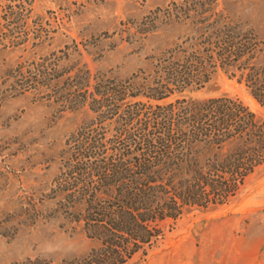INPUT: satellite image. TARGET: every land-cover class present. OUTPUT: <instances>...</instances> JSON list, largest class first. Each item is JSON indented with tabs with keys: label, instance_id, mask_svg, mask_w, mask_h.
I'll return each mask as SVG.
<instances>
[{
	"label": "trees",
	"instance_id": "16d2710c",
	"mask_svg": "<svg viewBox=\"0 0 264 264\" xmlns=\"http://www.w3.org/2000/svg\"><path fill=\"white\" fill-rule=\"evenodd\" d=\"M192 1L188 8L173 2L165 16L191 22L194 34L153 56L148 69L120 78L92 74L80 59L67 67L55 59L18 72L20 92L33 89L63 109L93 114L66 139L53 192L96 244L82 255L36 254L9 264H135L163 239L168 219L228 203L264 162V120L248 106L226 95H186L222 70L264 106L260 41L214 6ZM229 144L230 152L214 157Z\"/></svg>",
	"mask_w": 264,
	"mask_h": 264
},
{
	"label": "rangeland",
	"instance_id": "374dc122",
	"mask_svg": "<svg viewBox=\"0 0 264 264\" xmlns=\"http://www.w3.org/2000/svg\"><path fill=\"white\" fill-rule=\"evenodd\" d=\"M201 1L253 31L262 47L255 62L264 65V0ZM173 2L194 5L192 0H0V232L6 234L0 235V264L36 254L82 255L96 244L71 221L60 204L63 198L53 192L66 139L93 114L87 107L63 109L33 89L20 92L18 72L55 59L63 67L80 59L92 74L120 78L148 69L153 56L194 34L191 22L165 16ZM3 4L15 6V13L2 9ZM12 27L11 39L18 43L10 41ZM186 95L238 98L264 120V106L222 70ZM232 148L226 145L214 157ZM164 232L146 256L136 255L132 263L264 264V162L228 203L190 208L168 219ZM49 246L55 251L49 252Z\"/></svg>",
	"mask_w": 264,
	"mask_h": 264
},
{
	"label": "clouds",
	"instance_id": "9594fccd",
	"mask_svg": "<svg viewBox=\"0 0 264 264\" xmlns=\"http://www.w3.org/2000/svg\"><path fill=\"white\" fill-rule=\"evenodd\" d=\"M48 251H49V252H52V251H55V249H54V247L49 246Z\"/></svg>",
	"mask_w": 264,
	"mask_h": 264
}]
</instances>
